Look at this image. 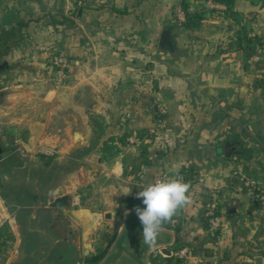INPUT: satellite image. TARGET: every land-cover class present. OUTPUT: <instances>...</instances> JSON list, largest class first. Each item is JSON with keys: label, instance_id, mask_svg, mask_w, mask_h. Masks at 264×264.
<instances>
[{"label": "crops", "instance_id": "1", "mask_svg": "<svg viewBox=\"0 0 264 264\" xmlns=\"http://www.w3.org/2000/svg\"><path fill=\"white\" fill-rule=\"evenodd\" d=\"M232 1L216 15L205 0H0V144L27 167L39 156L47 169L55 159L77 164L62 192L73 196L76 264H264L260 204L238 193L235 177L243 171L264 187V0ZM178 5L196 21L176 22ZM56 52L71 60L60 88L49 68ZM153 129L142 147L121 145ZM229 142L241 152L231 159ZM79 158L97 160L100 186ZM179 172L192 178V203L164 226L163 251L151 252L136 194ZM212 195L225 212L214 237L204 216ZM16 204L0 197V229L9 224L22 244ZM179 248L190 255L179 258Z\"/></svg>", "mask_w": 264, "mask_h": 264}, {"label": "water", "instance_id": "2", "mask_svg": "<svg viewBox=\"0 0 264 264\" xmlns=\"http://www.w3.org/2000/svg\"><path fill=\"white\" fill-rule=\"evenodd\" d=\"M224 152L228 159L241 154L236 144L230 142ZM9 155L0 144V197L5 202L17 203L10 218L23 247L19 256L6 264H76L78 234L71 230L67 216L73 196L62 194L60 185L77 164L28 168ZM237 212V205L233 204L227 213Z\"/></svg>", "mask_w": 264, "mask_h": 264}, {"label": "built area", "instance_id": "3", "mask_svg": "<svg viewBox=\"0 0 264 264\" xmlns=\"http://www.w3.org/2000/svg\"><path fill=\"white\" fill-rule=\"evenodd\" d=\"M204 10L214 13L216 15H223L228 12L229 7L219 2L218 0H205ZM175 21L184 24L187 21V12L182 5H178L174 10ZM49 68L51 71V82L57 87H65L71 79V60L63 52H56L52 54L49 59ZM264 80V75H263ZM165 113L160 107L158 114ZM155 134V130L148 132H141L132 134L128 137L126 145L134 148H140L145 141ZM188 183L190 188L192 186V178L186 173L179 172L174 174ZM235 177L238 180L237 191L240 194L247 195L251 200L264 207V187L253 177L249 176L243 171L235 172ZM204 216L208 222V230L211 236H216L222 232L225 227V212L221 208L216 195L208 198L204 205ZM179 258H186L190 255L189 248H179L175 253Z\"/></svg>", "mask_w": 264, "mask_h": 264}, {"label": "clouds", "instance_id": "4", "mask_svg": "<svg viewBox=\"0 0 264 264\" xmlns=\"http://www.w3.org/2000/svg\"><path fill=\"white\" fill-rule=\"evenodd\" d=\"M139 188L142 190L136 196L142 199L145 207L137 206L135 213L143 228L142 244H146L149 251L159 253L163 251L159 240L164 226L192 203L190 186L182 178L170 175Z\"/></svg>", "mask_w": 264, "mask_h": 264}, {"label": "rangeland", "instance_id": "5", "mask_svg": "<svg viewBox=\"0 0 264 264\" xmlns=\"http://www.w3.org/2000/svg\"><path fill=\"white\" fill-rule=\"evenodd\" d=\"M57 160L60 162V164H66L67 163L66 160L60 161L59 159H55L54 161L56 162ZM46 161L47 160H45L44 158L39 156L37 158L30 160L28 168L43 167L45 165ZM79 161H81L82 167H84V169H86L91 174L94 173L93 177L96 178V181L94 182V184L96 186H100L103 183L104 179L101 178L100 174H98L99 169H97L98 168L97 160H95V159L94 160H86L85 158H79ZM106 163H108L107 160H106ZM84 176H85V174H84ZM76 179H77V175L68 174V175L64 176L61 180V185H60L61 186V189H60L61 192L69 190L70 189L69 187H71V183L76 181ZM80 190L83 192V195L84 194L86 195L89 189L86 186V184H84V186H82ZM83 205L84 206L87 205V202L85 201L83 203ZM255 213L264 218V207L260 205V208L255 209ZM262 230H263V228L261 226V230H260L261 233H263ZM9 246L10 247L7 250L8 254L6 253L8 255V258L6 257L7 255L4 254L2 257L3 259H0V264H6L9 261H11V259L18 257L22 251L23 244H21L17 240L14 244L9 245ZM255 264H263L262 257H257Z\"/></svg>", "mask_w": 264, "mask_h": 264}, {"label": "trees", "instance_id": "6", "mask_svg": "<svg viewBox=\"0 0 264 264\" xmlns=\"http://www.w3.org/2000/svg\"><path fill=\"white\" fill-rule=\"evenodd\" d=\"M219 2H222L224 4H226L229 8L233 5V1L232 0H218ZM184 7V6H183ZM184 9L187 12V21L184 23L185 25H191L192 23H194L196 21L197 16L191 14L188 9L186 7H184ZM243 35V39H245L249 45H254L253 48L254 49H259L260 45H261V39L260 38H256L255 40L253 39H248L246 32L242 33ZM129 137V136H128ZM124 139L123 142H121V145H126L127 139ZM45 159V157H42ZM53 161L52 158L48 159V164H50ZM185 173V172H183ZM222 208V206H221ZM223 209V208H222ZM16 242V238L14 233L11 231V227L9 224L5 225L3 228L0 229V259H3V255H7V250L10 247L9 245H12ZM105 254L101 255L99 258L95 259V260H91V263H96L98 261H100L102 259V257Z\"/></svg>", "mask_w": 264, "mask_h": 264}]
</instances>
